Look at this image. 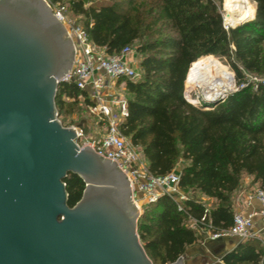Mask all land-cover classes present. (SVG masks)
I'll return each mask as SVG.
<instances>
[{
	"label": "trees",
	"instance_id": "16d2710c",
	"mask_svg": "<svg viewBox=\"0 0 264 264\" xmlns=\"http://www.w3.org/2000/svg\"><path fill=\"white\" fill-rule=\"evenodd\" d=\"M56 1L82 23L96 47L113 54L133 46L140 54L141 79H124L128 116L120 129L149 174L165 177L182 161L179 190L215 202L209 208L189 199L179 210L163 195L145 210L138 235L148 258L153 264H173L202 240L200 231L231 229L244 178L264 191V0H249L255 18L227 30L222 0ZM209 56L228 63L238 91L216 105L194 107L183 95L187 73ZM248 76L261 81L253 83ZM80 99L90 105L75 84H61L55 100L58 119ZM64 183L72 208L85 184L72 175ZM222 262L264 264V245L258 239L238 242Z\"/></svg>",
	"mask_w": 264,
	"mask_h": 264
},
{
	"label": "water",
	"instance_id": "95a60500",
	"mask_svg": "<svg viewBox=\"0 0 264 264\" xmlns=\"http://www.w3.org/2000/svg\"><path fill=\"white\" fill-rule=\"evenodd\" d=\"M74 60L45 0H0V264H153L129 178L91 147L79 148L77 130L58 119V87ZM69 175L85 184L72 208Z\"/></svg>",
	"mask_w": 264,
	"mask_h": 264
},
{
	"label": "built area",
	"instance_id": "2783aa9c",
	"mask_svg": "<svg viewBox=\"0 0 264 264\" xmlns=\"http://www.w3.org/2000/svg\"><path fill=\"white\" fill-rule=\"evenodd\" d=\"M45 1L53 16L66 29L75 48L73 67L62 83L75 84L77 89L87 93L90 100L87 109L90 116L98 120L101 130L99 140L84 143L83 134L77 130V146H89L98 155L119 166L131 182L133 200L141 214L163 195L171 197L178 204L179 210H182L188 198L184 195L177 196L179 175L173 171L165 177L151 176L147 166L140 161L137 149L120 129L128 116V107L127 101L123 97H117L114 90L121 80L141 79V60L137 49L129 46L120 52L108 54L105 49L90 42L82 23L68 16L66 6L56 0ZM249 199L259 203L260 211H253L248 215L236 213L230 230L216 233L207 230V241L234 238L242 242L253 239L256 220L264 221V191H256Z\"/></svg>",
	"mask_w": 264,
	"mask_h": 264
},
{
	"label": "bare ground",
	"instance_id": "6f19581e",
	"mask_svg": "<svg viewBox=\"0 0 264 264\" xmlns=\"http://www.w3.org/2000/svg\"><path fill=\"white\" fill-rule=\"evenodd\" d=\"M224 22L234 26L253 18L255 8L249 0H224ZM234 86L233 72L215 57L202 58L189 69L185 81V96L192 104L201 100L212 102L227 94Z\"/></svg>",
	"mask_w": 264,
	"mask_h": 264
},
{
	"label": "rangeland",
	"instance_id": "374dc122",
	"mask_svg": "<svg viewBox=\"0 0 264 264\" xmlns=\"http://www.w3.org/2000/svg\"><path fill=\"white\" fill-rule=\"evenodd\" d=\"M223 2H224V0H222L221 13H222V17H223V20H224L225 12H224V9H223ZM250 3L255 8V4L253 2H251V1H250ZM67 14H68V12H67ZM68 16H70V15L68 14ZM70 17H72V16H70ZM72 18H74V17H72ZM215 58L218 61H220L224 66L230 68V66L228 65V63L226 61H224V60H222L220 58H217V57H215ZM141 77H142V73H141ZM248 78L253 83H258V82L261 81V79H259V78L256 79V78H254L252 76H248ZM125 85H126L125 80H121L118 84H116L114 92H115V95L117 97H123L126 100L127 95H126V91H125ZM235 89H238L237 83H236ZM234 90H230L228 93H231ZM184 94H185V84H184V93H183V95ZM66 101H67V104H72V101H70V100H66ZM189 103L192 104L191 102H189ZM192 105L194 107H198V108L200 107V104H198V105L192 104ZM71 108H72V111H70L67 114H64L61 118H59V121L63 124V126L66 127V128H75L76 130L81 132L83 134L82 135L83 136V141H82L83 143L85 141L92 142V141L99 140V138L101 136V130H100V127L98 125V120L90 116L89 110L87 109V106H85L84 99H80V102L75 107L71 106L69 108V110ZM138 154H139L140 161L145 166H147L145 161H144V159H143V157H142V155L139 153V151H138ZM181 164H182V161L179 162V164L177 165V167L174 170L177 174L180 173ZM250 184H251L250 179L244 178L240 191H243L244 189H246V191H248V193L254 194L258 190V188L250 186ZM248 188H250V189H248ZM178 191L179 192H178L177 196L184 195V196H186L188 198V200L189 199L202 200V201H204L207 204V206L209 208L212 207L214 205V203H215L212 200L204 199L203 197H201L195 191H189V192H184V191H181V190H178ZM187 224H188V226L190 228L195 229V230H199V228L197 227L196 223H194L192 221H189ZM204 231L207 233V230H204ZM206 238H207V236H206ZM214 263L217 264L218 262L215 261Z\"/></svg>",
	"mask_w": 264,
	"mask_h": 264
},
{
	"label": "crops",
	"instance_id": "0c3cea01",
	"mask_svg": "<svg viewBox=\"0 0 264 264\" xmlns=\"http://www.w3.org/2000/svg\"><path fill=\"white\" fill-rule=\"evenodd\" d=\"M251 193L246 189L241 191L235 201L234 210L235 214L240 213L248 215L253 211H260L261 207L256 200H250ZM253 233L254 239L260 240L264 245V221L257 219L255 222ZM202 240L197 245L190 248L184 255L185 264H220L223 255L232 251L237 245L238 240L234 238H225L215 242L207 241V233L200 231Z\"/></svg>",
	"mask_w": 264,
	"mask_h": 264
}]
</instances>
